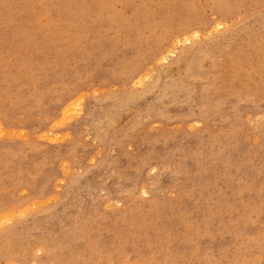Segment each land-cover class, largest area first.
I'll return each instance as SVG.
<instances>
[{
  "label": "rangeland",
  "instance_id": "obj_1",
  "mask_svg": "<svg viewBox=\"0 0 264 264\" xmlns=\"http://www.w3.org/2000/svg\"><path fill=\"white\" fill-rule=\"evenodd\" d=\"M0 264H264V0H0Z\"/></svg>",
  "mask_w": 264,
  "mask_h": 264
},
{
  "label": "bare ground",
  "instance_id": "obj_2",
  "mask_svg": "<svg viewBox=\"0 0 264 264\" xmlns=\"http://www.w3.org/2000/svg\"><path fill=\"white\" fill-rule=\"evenodd\" d=\"M219 26H221V24L219 25ZM166 58V57H165ZM74 104V103H73Z\"/></svg>",
  "mask_w": 264,
  "mask_h": 264
}]
</instances>
